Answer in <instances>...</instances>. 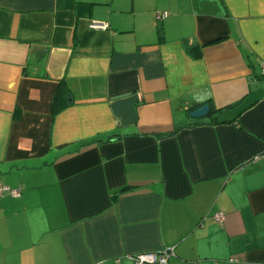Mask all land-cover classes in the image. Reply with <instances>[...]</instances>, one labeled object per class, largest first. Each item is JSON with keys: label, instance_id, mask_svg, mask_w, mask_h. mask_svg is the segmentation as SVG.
<instances>
[{"label": "crops", "instance_id": "0c3cea01", "mask_svg": "<svg viewBox=\"0 0 264 264\" xmlns=\"http://www.w3.org/2000/svg\"><path fill=\"white\" fill-rule=\"evenodd\" d=\"M263 70L264 0H0V264H264Z\"/></svg>", "mask_w": 264, "mask_h": 264}, {"label": "built area", "instance_id": "2783aa9c", "mask_svg": "<svg viewBox=\"0 0 264 264\" xmlns=\"http://www.w3.org/2000/svg\"><path fill=\"white\" fill-rule=\"evenodd\" d=\"M161 17L164 18L165 15H162ZM89 28L92 30H97V31H106L109 29V25L105 22L104 23L103 22H91L89 24ZM262 77L264 78V70L262 72ZM263 156H264V152L260 155L253 157L247 163L248 164L254 163ZM2 195H9L12 198H18L20 196V190L19 189L13 190L9 186L0 182V196ZM213 219L220 223L223 219V214L217 213L213 216ZM171 255H173L172 249H166L159 253H152V252L139 253V254L130 256L129 259L134 264H168V260Z\"/></svg>", "mask_w": 264, "mask_h": 264}, {"label": "water", "instance_id": "95a60500", "mask_svg": "<svg viewBox=\"0 0 264 264\" xmlns=\"http://www.w3.org/2000/svg\"><path fill=\"white\" fill-rule=\"evenodd\" d=\"M208 113H209V106L208 105H202L199 108L191 111L189 113V117L195 118V119L203 118V117L207 116Z\"/></svg>", "mask_w": 264, "mask_h": 264}, {"label": "trees", "instance_id": "16d2710c", "mask_svg": "<svg viewBox=\"0 0 264 264\" xmlns=\"http://www.w3.org/2000/svg\"><path fill=\"white\" fill-rule=\"evenodd\" d=\"M56 99H57V97L55 96V98H53V101H52V107H53V111L54 112H57V109H56V104H57ZM221 111H222L221 109L215 110L212 107H210V111L208 113V116H210L211 114L214 115L215 113H218V112H221ZM217 120H218V117L217 116H213L210 123L211 124L212 123H216Z\"/></svg>", "mask_w": 264, "mask_h": 264}]
</instances>
